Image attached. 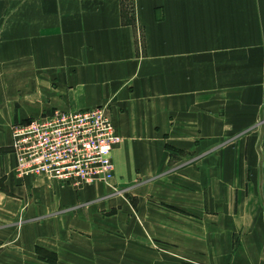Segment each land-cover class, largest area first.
Instances as JSON below:
<instances>
[{
	"label": "crops",
	"instance_id": "obj_1",
	"mask_svg": "<svg viewBox=\"0 0 264 264\" xmlns=\"http://www.w3.org/2000/svg\"><path fill=\"white\" fill-rule=\"evenodd\" d=\"M97 107L123 139L109 185L17 175L15 125ZM38 247L264 264V0H0V264Z\"/></svg>",
	"mask_w": 264,
	"mask_h": 264
},
{
	"label": "built area",
	"instance_id": "obj_2",
	"mask_svg": "<svg viewBox=\"0 0 264 264\" xmlns=\"http://www.w3.org/2000/svg\"><path fill=\"white\" fill-rule=\"evenodd\" d=\"M13 135L21 179L45 177L80 190L114 178L113 152L121 139L105 107L19 123Z\"/></svg>",
	"mask_w": 264,
	"mask_h": 264
},
{
	"label": "rangeland",
	"instance_id": "obj_3",
	"mask_svg": "<svg viewBox=\"0 0 264 264\" xmlns=\"http://www.w3.org/2000/svg\"><path fill=\"white\" fill-rule=\"evenodd\" d=\"M118 137L121 139V142H122L123 139L119 135H118ZM132 188L133 187H130V189H121L120 188V189H117V192L121 190V193L120 194H122L123 192L132 191ZM126 199L131 203L132 206L134 205V198L128 196ZM114 215L106 214L105 216L113 217ZM113 236H119V235H112V234H110V237H113ZM37 251H38L39 258L41 260H43L44 262H46L48 264H55L56 263V261H57V255L55 253H52V252L43 250V248H41V247H38Z\"/></svg>",
	"mask_w": 264,
	"mask_h": 264
}]
</instances>
